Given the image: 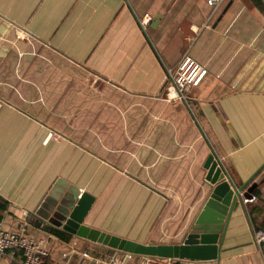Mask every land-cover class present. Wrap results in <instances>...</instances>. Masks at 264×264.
I'll list each match as a JSON object with an SVG mask.
<instances>
[{"label": "crops", "instance_id": "obj_1", "mask_svg": "<svg viewBox=\"0 0 264 264\" xmlns=\"http://www.w3.org/2000/svg\"><path fill=\"white\" fill-rule=\"evenodd\" d=\"M187 56L209 73L186 99H168L169 71ZM212 153L235 187L256 175L246 186L256 198L233 211L220 259L170 264H264L254 239L264 228L258 0L217 9L206 0H0V215L46 238L48 263L82 264L73 246L107 262L161 263L76 237L35 211L54 189L74 190L93 199L84 225L182 244L214 188Z\"/></svg>", "mask_w": 264, "mask_h": 264}, {"label": "water", "instance_id": "obj_2", "mask_svg": "<svg viewBox=\"0 0 264 264\" xmlns=\"http://www.w3.org/2000/svg\"><path fill=\"white\" fill-rule=\"evenodd\" d=\"M206 168L208 179L212 181L214 188L204 211L196 220V227L182 244H141L84 225V217L93 199H89L87 193L80 195L74 190L61 192L60 188L54 189L35 212L43 220L55 222L76 237L147 258L155 257L164 262L220 259L232 213L244 199L253 197V190L246 186L256 175L242 186L235 187L214 153L209 156Z\"/></svg>", "mask_w": 264, "mask_h": 264}, {"label": "built area", "instance_id": "obj_3", "mask_svg": "<svg viewBox=\"0 0 264 264\" xmlns=\"http://www.w3.org/2000/svg\"><path fill=\"white\" fill-rule=\"evenodd\" d=\"M207 4L213 9L220 7L225 0H206ZM152 16L147 13L141 19L140 23L146 27L151 21ZM209 71L205 64L196 59L187 56L178 66L169 71L165 95L168 99H186L191 90L199 87L208 75ZM49 138L58 139L55 133H50ZM253 196L248 200H253ZM255 242L259 245L264 243V228L258 229L254 235ZM72 255H80L82 264H122L115 256L104 261L94 257L87 250H80L73 246L70 250ZM48 241L29 230V224L26 221L16 226L9 225L5 220H0V264H50L47 262L50 256ZM4 256L8 257L6 262H2ZM162 261L159 264H170Z\"/></svg>", "mask_w": 264, "mask_h": 264}, {"label": "trees", "instance_id": "obj_4", "mask_svg": "<svg viewBox=\"0 0 264 264\" xmlns=\"http://www.w3.org/2000/svg\"><path fill=\"white\" fill-rule=\"evenodd\" d=\"M260 4H262V6H264V3L262 0H258ZM8 207V204L6 201L0 199V214L2 212H4ZM2 219V215H0V220ZM50 232H52L53 234H55L56 236H58L59 238H61L62 240H64L65 242H69L70 239H71V236L60 231V230H57V229H53V228H50Z\"/></svg>", "mask_w": 264, "mask_h": 264}, {"label": "rangeland", "instance_id": "obj_5", "mask_svg": "<svg viewBox=\"0 0 264 264\" xmlns=\"http://www.w3.org/2000/svg\"><path fill=\"white\" fill-rule=\"evenodd\" d=\"M226 1H227V0H225L224 3H225ZM224 3H223V4H224ZM223 4H222V5H223ZM90 249H91L90 251H93V248H90Z\"/></svg>", "mask_w": 264, "mask_h": 264}]
</instances>
